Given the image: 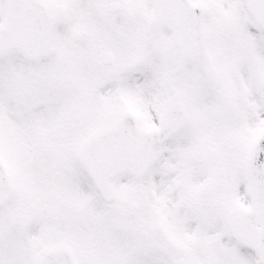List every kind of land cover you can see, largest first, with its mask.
Here are the masks:
<instances>
[{
    "label": "snow or ice",
    "instance_id": "6c2138e0",
    "mask_svg": "<svg viewBox=\"0 0 264 264\" xmlns=\"http://www.w3.org/2000/svg\"><path fill=\"white\" fill-rule=\"evenodd\" d=\"M0 264H264V0H0Z\"/></svg>",
    "mask_w": 264,
    "mask_h": 264
}]
</instances>
